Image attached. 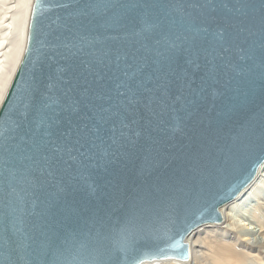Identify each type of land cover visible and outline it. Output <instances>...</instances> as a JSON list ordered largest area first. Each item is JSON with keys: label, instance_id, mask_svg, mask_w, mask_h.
<instances>
[{"label": "water", "instance_id": "obj_1", "mask_svg": "<svg viewBox=\"0 0 264 264\" xmlns=\"http://www.w3.org/2000/svg\"><path fill=\"white\" fill-rule=\"evenodd\" d=\"M85 123L71 156L34 153ZM263 162L264 0H33L0 105V264H100V236L134 243L122 264L185 259Z\"/></svg>", "mask_w": 264, "mask_h": 264}, {"label": "bare ground", "instance_id": "obj_2", "mask_svg": "<svg viewBox=\"0 0 264 264\" xmlns=\"http://www.w3.org/2000/svg\"><path fill=\"white\" fill-rule=\"evenodd\" d=\"M32 4L33 0H0V105L26 45ZM219 211L218 222L201 224L187 236V258L139 264H264V162L253 180ZM239 220L247 227L240 229Z\"/></svg>", "mask_w": 264, "mask_h": 264}, {"label": "snow or ice", "instance_id": "obj_3", "mask_svg": "<svg viewBox=\"0 0 264 264\" xmlns=\"http://www.w3.org/2000/svg\"><path fill=\"white\" fill-rule=\"evenodd\" d=\"M160 71L167 74V69L164 66L161 67ZM100 119L103 120L104 117L101 116ZM91 131L92 129L89 128L87 123H85L83 127H81L80 125H76L75 128L70 125L67 131L62 133L58 137L59 140H62L64 142L63 146L57 145L55 142H52V147H49L47 144L43 146L34 145V153H46L43 155L42 160L48 165L59 163L57 154L63 151L71 156V153L76 145H79L81 148H83L86 144L89 143V132ZM71 158L75 159V157ZM28 159L32 160L34 163L38 162L35 154L31 157H28ZM104 239L105 238L103 236H100L96 241L98 248L103 249V251L99 252L97 256L100 264H108V262H110V264H122L121 253H124L125 258H127V256L134 248V243H122L118 239L112 240L110 242V245H105Z\"/></svg>", "mask_w": 264, "mask_h": 264}, {"label": "rangeland", "instance_id": "obj_4", "mask_svg": "<svg viewBox=\"0 0 264 264\" xmlns=\"http://www.w3.org/2000/svg\"><path fill=\"white\" fill-rule=\"evenodd\" d=\"M243 223H245V222L240 221V220L237 222V224H240V226H239L240 229H244V228L247 227V225H246V224H243ZM245 225H246V226H245Z\"/></svg>", "mask_w": 264, "mask_h": 264}]
</instances>
